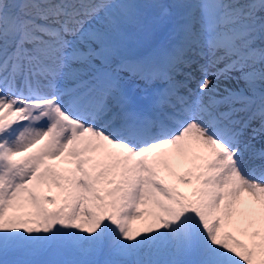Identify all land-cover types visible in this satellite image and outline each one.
I'll return each instance as SVG.
<instances>
[{"label":"snow or ice","instance_id":"6c2138e0","mask_svg":"<svg viewBox=\"0 0 264 264\" xmlns=\"http://www.w3.org/2000/svg\"><path fill=\"white\" fill-rule=\"evenodd\" d=\"M0 264H264V0H0Z\"/></svg>","mask_w":264,"mask_h":264}]
</instances>
